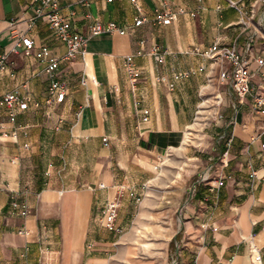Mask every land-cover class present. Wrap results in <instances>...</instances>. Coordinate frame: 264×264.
<instances>
[{"label": "crops", "instance_id": "1", "mask_svg": "<svg viewBox=\"0 0 264 264\" xmlns=\"http://www.w3.org/2000/svg\"><path fill=\"white\" fill-rule=\"evenodd\" d=\"M57 1L87 37L85 53L59 62L61 100L29 105L14 121L0 107V264H264V116L220 83L227 61L211 64L201 54L217 40L248 48L263 58L249 70L251 85L264 93V0ZM35 8L32 0H0V95L43 102L45 65L15 41L25 33L56 56L66 45L34 18ZM156 11L171 12V22H153ZM139 16L144 22L133 25ZM95 21H114L125 33L90 35ZM128 54L138 73L134 90ZM186 70L193 72L174 77ZM208 92L218 98L209 154L194 155L182 179L155 183L160 161L182 145ZM119 185L144 197L135 202L123 193L116 232L102 226L100 208ZM13 199L29 212L12 209ZM147 219L161 221L159 233L139 241Z\"/></svg>", "mask_w": 264, "mask_h": 264}, {"label": "built area", "instance_id": "2", "mask_svg": "<svg viewBox=\"0 0 264 264\" xmlns=\"http://www.w3.org/2000/svg\"><path fill=\"white\" fill-rule=\"evenodd\" d=\"M132 1L135 2V0ZM32 3L36 5L34 18H44L56 37L65 43L66 50L62 55L56 56L51 53L45 44L36 47L29 35L25 33L18 35L15 41L16 47H19L26 55L33 54L36 59L44 63L45 70L49 75L48 95L43 102L38 99H33L29 94L22 95L16 92H7L0 95V107L6 110L9 121H14L17 113L27 109L29 105L39 108L43 103H50L53 99L56 101L61 100L65 95L66 88L63 81L56 77V69L58 68L59 62L62 60H70L77 55L83 56L85 53L87 37L76 31L70 19L60 12L57 0H32ZM179 11L184 12V9L179 8ZM172 17L173 14L169 11H156L152 17V21L165 25L171 22ZM144 20L145 18L142 16L136 17L133 25L138 26ZM103 32L123 34L125 33V28L114 21H108L106 23L95 21L90 26V35H98ZM151 52L158 61L163 60V55L157 46H152ZM137 53L140 54L141 50ZM201 54L210 59L211 64L227 61L229 66L220 67L218 70L220 83L226 86L227 92L234 97L236 102L243 103L250 101L253 109L264 116V93L251 85L249 70L251 62L256 61L257 63H262V57L252 56L248 48L244 51H239L233 46L220 43L218 40L204 49ZM133 56L134 54L125 56V65L128 72L129 85L134 90L138 73ZM5 59V55L0 56V69L4 68ZM202 68L200 67L199 69ZM191 72L193 70L177 72L174 74V77H185ZM1 134L6 135L7 133L2 132ZM261 150L264 152V143L261 144ZM222 183V180L217 181V185H221ZM142 188L145 189L146 185L144 184ZM124 192L134 199L135 202H139L144 197V194L138 193L132 188H127L124 185L117 186L113 197L107 199L100 208V221L106 229L116 232L121 230L116 223V218L121 205V196ZM9 204L12 209L17 210L21 215H26L29 212V207L24 202H18L13 199Z\"/></svg>", "mask_w": 264, "mask_h": 264}, {"label": "rangeland", "instance_id": "3", "mask_svg": "<svg viewBox=\"0 0 264 264\" xmlns=\"http://www.w3.org/2000/svg\"><path fill=\"white\" fill-rule=\"evenodd\" d=\"M213 96L214 94L209 92L203 95L204 100L199 106L198 114L184 132L182 145L178 148L169 149L167 154L164 155L160 161V167L157 171V179L154 180L155 183L163 181V178H166L169 175H171L172 178H177L182 176L185 171L188 173L190 171L189 169L195 164L193 158L194 155L204 159L201 154H209L210 143L207 139L206 133L211 126V121H214V118L218 115L216 111V100L218 98ZM201 110L202 112L200 113ZM151 187L152 186L149 188ZM139 207V204L132 205L131 210L137 212ZM156 207L157 206H152V210ZM140 222H142V225L139 226L141 229L139 235L142 239L139 241H146V239L149 238L151 231H154V228L156 227L154 224L161 223L160 220L154 219H147Z\"/></svg>", "mask_w": 264, "mask_h": 264}, {"label": "bare ground", "instance_id": "4", "mask_svg": "<svg viewBox=\"0 0 264 264\" xmlns=\"http://www.w3.org/2000/svg\"><path fill=\"white\" fill-rule=\"evenodd\" d=\"M181 179H182V176H181Z\"/></svg>", "mask_w": 264, "mask_h": 264}]
</instances>
